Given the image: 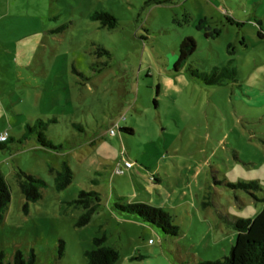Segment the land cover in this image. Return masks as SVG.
I'll list each match as a JSON object with an SVG mask.
<instances>
[{"label":"rangeland","instance_id":"obj_1","mask_svg":"<svg viewBox=\"0 0 264 264\" xmlns=\"http://www.w3.org/2000/svg\"><path fill=\"white\" fill-rule=\"evenodd\" d=\"M102 12L115 28L94 18ZM186 38L196 50L175 70ZM39 122L55 150L36 135L18 142ZM5 133L14 140L0 149L11 190L0 224L6 262L20 250L34 264H89L102 236L116 264L230 256L236 231L225 218L264 208V0H0ZM63 164L73 179L59 191ZM16 169L46 183L27 211ZM251 182L255 197L239 187ZM82 191L100 195L87 226L77 225ZM128 203L164 209L180 234L117 210Z\"/></svg>","mask_w":264,"mask_h":264},{"label":"trees","instance_id":"obj_2","mask_svg":"<svg viewBox=\"0 0 264 264\" xmlns=\"http://www.w3.org/2000/svg\"><path fill=\"white\" fill-rule=\"evenodd\" d=\"M160 3V2H159ZM96 20H102L103 25L108 24L109 28H115L117 19L108 13H98L94 15ZM196 50V43L192 38L184 39L179 46V55L175 63V70L186 64L189 58ZM192 76L203 78L206 80L208 75L200 73L197 70L189 69ZM206 81H209L207 79ZM213 83H219L217 80ZM38 125L43 127L45 124L39 122L36 126H27V130L22 139L18 142L22 143L27 140L30 135H36L37 140L42 148L55 150L51 141H49L43 131L38 128ZM122 130V129H121ZM124 131L132 132L129 128H123ZM14 142L9 137L5 141H0V149H6V143ZM15 177L20 189V192L25 198L24 210H28L30 203L38 202L43 197V190L46 186L45 181L23 172L21 169H16ZM73 174L67 164H63L62 171L56 172L55 187L61 191L67 188L72 182ZM239 187L246 190L253 197V190H259V185L256 182L247 184H239ZM100 195L95 192L82 191L74 203L82 206L83 214L80 216L77 225L87 226L98 211L100 206ZM11 202V190L6 180L0 175V224L5 219ZM119 212L137 216L145 224L154 226L160 229L165 235L178 236L180 234L179 227L174 226L169 212L162 208L154 207L147 203H128L116 204ZM225 221L236 231V240L231 248L230 256L217 261H204L199 264H264V208L254 218H225ZM106 236L96 237L93 240L94 247L86 253L89 264H116L119 260V252L115 247L106 245ZM64 246L60 245V254L63 253ZM35 255L32 251L27 259L24 253L20 250L15 251L11 262H6V256L0 250V264H34Z\"/></svg>","mask_w":264,"mask_h":264},{"label":"built area","instance_id":"obj_3","mask_svg":"<svg viewBox=\"0 0 264 264\" xmlns=\"http://www.w3.org/2000/svg\"><path fill=\"white\" fill-rule=\"evenodd\" d=\"M115 127H119V125L117 124ZM110 133H111L112 135H115V130H114V128L110 131ZM7 138H8V135H7V133H5V134H3V135L0 136V141H5ZM132 166H133V165L131 164V162H129V161H125V167H126V168H131Z\"/></svg>","mask_w":264,"mask_h":264},{"label":"crops","instance_id":"obj_4","mask_svg":"<svg viewBox=\"0 0 264 264\" xmlns=\"http://www.w3.org/2000/svg\"><path fill=\"white\" fill-rule=\"evenodd\" d=\"M1 136V135H0Z\"/></svg>","mask_w":264,"mask_h":264}]
</instances>
